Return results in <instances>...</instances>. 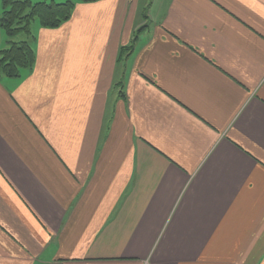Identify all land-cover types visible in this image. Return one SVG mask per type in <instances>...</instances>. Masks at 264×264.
Wrapping results in <instances>:
<instances>
[{
    "label": "crops",
    "instance_id": "0c3cea01",
    "mask_svg": "<svg viewBox=\"0 0 264 264\" xmlns=\"http://www.w3.org/2000/svg\"><path fill=\"white\" fill-rule=\"evenodd\" d=\"M72 1L0 74V264H264V0Z\"/></svg>",
    "mask_w": 264,
    "mask_h": 264
},
{
    "label": "trees",
    "instance_id": "16d2710c",
    "mask_svg": "<svg viewBox=\"0 0 264 264\" xmlns=\"http://www.w3.org/2000/svg\"><path fill=\"white\" fill-rule=\"evenodd\" d=\"M3 5L0 27L10 40L8 46L0 50V74L19 76L23 69L32 67L35 54L29 39L15 41L13 37L24 34L31 38V25L35 20H39L44 27H58L71 16L74 2L4 0ZM139 31L140 29L137 32ZM131 48L132 46L121 47L119 58L121 59L125 50L130 51Z\"/></svg>",
    "mask_w": 264,
    "mask_h": 264
},
{
    "label": "rangeland",
    "instance_id": "374dc122",
    "mask_svg": "<svg viewBox=\"0 0 264 264\" xmlns=\"http://www.w3.org/2000/svg\"><path fill=\"white\" fill-rule=\"evenodd\" d=\"M146 1H150V2H151V1H153V0H145V2H144V0H140L139 3H140V5H141L142 3H144V5H146V4H145ZM150 2H149V3H150ZM145 7H146V6H145ZM23 35H24V34H23ZM127 52H128V50H125L124 53H123V56H124Z\"/></svg>",
    "mask_w": 264,
    "mask_h": 264
}]
</instances>
